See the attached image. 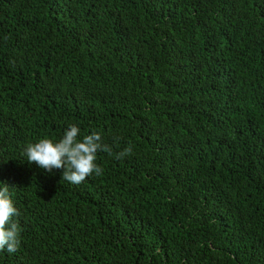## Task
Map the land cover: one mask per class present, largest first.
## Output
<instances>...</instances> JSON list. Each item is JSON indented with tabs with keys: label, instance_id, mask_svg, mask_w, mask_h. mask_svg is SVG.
I'll return each mask as SVG.
<instances>
[{
	"label": "trees",
	"instance_id": "obj_1",
	"mask_svg": "<svg viewBox=\"0 0 264 264\" xmlns=\"http://www.w3.org/2000/svg\"><path fill=\"white\" fill-rule=\"evenodd\" d=\"M71 124L79 185L25 155ZM0 183V264H264V0H0Z\"/></svg>",
	"mask_w": 264,
	"mask_h": 264
},
{
	"label": "clouds",
	"instance_id": "obj_2",
	"mask_svg": "<svg viewBox=\"0 0 264 264\" xmlns=\"http://www.w3.org/2000/svg\"><path fill=\"white\" fill-rule=\"evenodd\" d=\"M80 128L71 124L58 141L42 138L38 142L28 143L25 155L30 164H36L41 169L52 172L53 169H64L62 180L74 185L83 183L88 177L103 174V169L97 161L98 152H107L113 155L111 148L102 142L99 132L80 137ZM132 147L115 153L117 160L124 159L132 154ZM0 188V251L5 249L9 253L18 250L21 243V226L15 218L20 215L18 208L9 191L7 183Z\"/></svg>",
	"mask_w": 264,
	"mask_h": 264
}]
</instances>
